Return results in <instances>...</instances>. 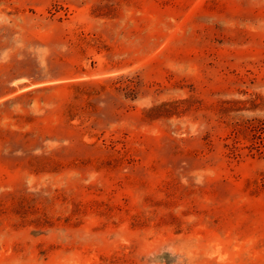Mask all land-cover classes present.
I'll return each instance as SVG.
<instances>
[{
    "label": "rangeland",
    "instance_id": "374dc122",
    "mask_svg": "<svg viewBox=\"0 0 264 264\" xmlns=\"http://www.w3.org/2000/svg\"><path fill=\"white\" fill-rule=\"evenodd\" d=\"M0 264H264V0H0Z\"/></svg>",
    "mask_w": 264,
    "mask_h": 264
},
{
    "label": "trees",
    "instance_id": "16d2710c",
    "mask_svg": "<svg viewBox=\"0 0 264 264\" xmlns=\"http://www.w3.org/2000/svg\"><path fill=\"white\" fill-rule=\"evenodd\" d=\"M102 89H104V86H102Z\"/></svg>",
    "mask_w": 264,
    "mask_h": 264
}]
</instances>
